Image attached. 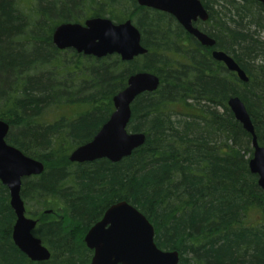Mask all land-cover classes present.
Here are the masks:
<instances>
[{
  "label": "trees",
  "instance_id": "trees-1",
  "mask_svg": "<svg viewBox=\"0 0 264 264\" xmlns=\"http://www.w3.org/2000/svg\"><path fill=\"white\" fill-rule=\"evenodd\" d=\"M195 24L234 58L243 83L169 15L134 0H0V120L7 143L44 164L22 180L34 234L50 250L32 262L12 240L17 216L0 182V264H91L84 240L105 211L127 201L152 223L155 243L179 264H264V191L250 172L253 137L228 106L244 103L264 148V6L256 0H200ZM131 20L148 50L130 62L59 50L61 24ZM160 81L132 104L130 133L145 145L119 163H72L114 113L130 76Z\"/></svg>",
  "mask_w": 264,
  "mask_h": 264
},
{
  "label": "water",
  "instance_id": "water-1",
  "mask_svg": "<svg viewBox=\"0 0 264 264\" xmlns=\"http://www.w3.org/2000/svg\"><path fill=\"white\" fill-rule=\"evenodd\" d=\"M138 5L164 12L176 18L180 26L202 46L215 48L216 41L194 24L209 18L200 0H136ZM264 6V0H256ZM53 43L60 50H75L79 54L98 59L119 55L124 62L146 55L141 33L128 20L115 24L108 18L93 17L84 23L59 25L53 34ZM212 58L224 63L227 70L235 72L243 83L249 82L247 74L234 58L224 51L214 49ZM155 74L142 72L130 76L127 88L113 99L114 113L99 130L98 135L85 146L78 147L70 155L72 163H88L107 159L119 163L132 156L134 150L145 145L146 135L130 133L132 104L145 92L153 93L160 86ZM236 119L253 137L254 154L250 159V172L258 177L264 191V148L258 144L255 128L247 109L238 97L228 101ZM10 130L8 123L0 120V182L7 187L17 221L12 240L32 262H47L50 250L42 239L34 234L37 220L27 216L22 199V180L40 176L45 171L43 162L29 158L20 149L7 143ZM87 248L94 251L92 264H179L176 251L160 250L155 243L154 227L137 208L127 201L109 207L102 220L85 235Z\"/></svg>",
  "mask_w": 264,
  "mask_h": 264
},
{
  "label": "flooded vegetation",
  "instance_id": "flooded-vegetation-1",
  "mask_svg": "<svg viewBox=\"0 0 264 264\" xmlns=\"http://www.w3.org/2000/svg\"><path fill=\"white\" fill-rule=\"evenodd\" d=\"M134 2H136V4L138 5V3H137V1L136 0H134ZM139 6H141V5H139ZM141 7H143V8H147V7H144V6H141ZM147 9H152V8H147ZM152 10H155V9H152ZM155 11H157V10H155ZM157 12H159V11H157ZM162 13V12H161ZM164 13V12H163ZM165 14H167V13H165ZM167 15H169V14H167ZM170 17H172L173 19H175L176 20V18L175 17H173L172 15H169ZM91 19V18H90ZM105 19V18H104ZM109 19V18H108ZM209 19V18H208ZM88 20V19H87ZM131 21V20H130ZM177 21V20H176ZM127 22V21H126ZM132 22V21H131ZM197 22H202V23H206V22H208V20L206 21V22H203V21H201V20H198ZM82 23H84V22H82ZM133 23V22H132ZM178 23V22H177ZM195 24H197V23H195ZM194 24V25H195ZM134 25V24H133ZM178 25H179V23H178ZM135 26V25H134ZM180 26V25H179ZM202 31V30H201ZM202 47H204V46H202ZM204 48H206V47H204ZM209 49V48H208ZM211 49H213V48H211ZM214 50V49H213ZM213 52V51H212ZM93 251V250H92ZM93 255H94V251H93ZM93 257V256H92ZM93 260V259H92ZM92 264V263H91Z\"/></svg>",
  "mask_w": 264,
  "mask_h": 264
}]
</instances>
